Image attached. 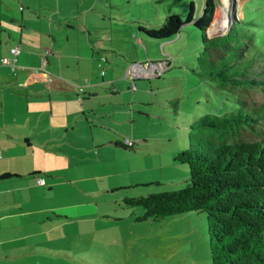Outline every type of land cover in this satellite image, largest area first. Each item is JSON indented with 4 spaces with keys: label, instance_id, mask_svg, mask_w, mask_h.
Segmentation results:
<instances>
[{
    "label": "rangeland",
    "instance_id": "obj_1",
    "mask_svg": "<svg viewBox=\"0 0 264 264\" xmlns=\"http://www.w3.org/2000/svg\"><path fill=\"white\" fill-rule=\"evenodd\" d=\"M5 1L14 0H0V33L13 29L19 34L20 10L13 15ZM21 1L33 9V13L24 10L23 34H68L70 41L74 34L97 37L92 44L99 59L92 62L91 72L81 74L89 81L100 78L96 63L102 62L105 82H113L120 90L111 98L120 103L125 96L123 108L131 110L133 118L123 124L120 121L129 111L113 114L116 137L123 141L128 136L135 145L96 148L89 142V128L82 134L68 129L67 136L60 131L61 140L40 145L37 141L45 142L50 135L42 118L36 119V128L24 126L21 132L8 123L6 134H0V155L9 149L26 151V168L38 169L45 184H37L35 177L0 183V264H211L205 212L190 210L158 220H137L142 207L125 202L127 197L182 187L188 168L174 156L187 146L188 123L205 113L222 114L235 105L216 95L192 71L200 33L191 22H185L170 40L147 41L146 47L136 40L144 34L140 26L156 27L168 13H177L184 21L190 0ZM202 1L193 0L197 11ZM228 16L253 22L247 27L254 32L255 51L264 54V0H215L212 22L220 31ZM48 21L54 32H49ZM210 31V35L219 33ZM54 47L71 48L62 36ZM167 55L172 60L160 76L136 79L134 90L127 89L130 80L124 73L131 62ZM49 57L50 65L54 64ZM38 101L40 109L46 107ZM59 110L63 114L62 104ZM23 133L33 146L26 144Z\"/></svg>",
    "mask_w": 264,
    "mask_h": 264
},
{
    "label": "trees",
    "instance_id": "obj_2",
    "mask_svg": "<svg viewBox=\"0 0 264 264\" xmlns=\"http://www.w3.org/2000/svg\"><path fill=\"white\" fill-rule=\"evenodd\" d=\"M214 10L215 0H203L201 11L190 0L184 21L168 13L156 27H139L144 37L170 40L191 22L200 33L192 71L235 105L188 123L187 146L174 156L188 168L182 187L125 202L142 207L137 220L203 211L211 264H264V54L251 21L232 16L224 33L209 35Z\"/></svg>",
    "mask_w": 264,
    "mask_h": 264
},
{
    "label": "crops",
    "instance_id": "obj_3",
    "mask_svg": "<svg viewBox=\"0 0 264 264\" xmlns=\"http://www.w3.org/2000/svg\"><path fill=\"white\" fill-rule=\"evenodd\" d=\"M15 2L16 0L12 2L5 1L4 3L14 13L13 15L17 13L18 9L20 10L22 28H20L19 34H14L13 29H8V31L2 29L0 33V58L10 57V48L15 45L19 46V52L15 56L16 66L14 70L7 69L6 62L0 61V134H6L5 126L8 123L11 124V122L14 123L16 128H19V132L24 126L27 127V130L30 127L36 128V119L40 117L42 118L41 123L46 126L50 133L45 142L43 140L41 143L37 141L40 145L47 143L49 140H61L60 131H64V135L67 136L68 129L71 132H76L79 129L77 133L82 134L89 128L91 133L89 142L92 141L96 144V148L120 146L125 148L126 145L123 141L116 137L117 120L112 118L113 114H117V112L126 114L129 111L123 108V103H126L124 101L125 96H122L123 99L120 103L113 101L114 97L111 98V96H116L118 92L120 93V90L118 91L116 84H113V82H105V69L102 67V62L98 61L96 63L97 67L103 70V73L100 71V78H97V72L95 75L97 79L94 81H89L87 76L81 74L85 71L91 72L92 62L99 59L97 57L98 50L92 44L93 38L97 39V37L92 34H74L73 40L70 41L68 34H23V27L25 26L24 10L27 9L28 13H33V9H30L31 4L28 5L21 0L18 1L19 5ZM36 19L40 20L39 17ZM46 25L50 33L54 32L51 22L48 21ZM67 26L73 27L69 22ZM59 36L64 37L65 45H69L71 48L57 49L54 47V41ZM143 36L137 35L136 40L145 47L147 41L155 40L145 37L143 41ZM46 48L49 49V52L45 54L44 50ZM161 49L164 50L163 44ZM48 55H52L55 61L54 64L50 65L51 61ZM43 58L46 62L42 66L41 61ZM104 60H107L106 56ZM98 63H100V66H98ZM47 75L50 78H47ZM79 75L82 77H80L81 81L76 82ZM124 76L126 77L125 73ZM83 78H86L83 91L77 92L76 85L81 84ZM136 79L133 80L134 84ZM129 80L130 83L127 89L130 88L131 84V79ZM106 84L108 86L113 85L106 90L103 89ZM122 89L124 93L126 88L123 87ZM38 100H40V103L43 101L46 107L40 109ZM61 104L64 106L63 114L59 110ZM73 116H75L73 121H70ZM131 116L130 110L129 116H124L120 123H127V120L133 121ZM76 125L80 127H76ZM93 131L96 132L95 135ZM23 136L27 145L31 147L35 144L26 133H23ZM26 155V151L12 152L10 149L4 156L0 155V174H11L8 177L0 178V183H7L12 179L21 177H27L28 179L35 177L37 183V178H41L40 171L26 168ZM36 171L38 173L31 174ZM26 172L31 173L26 174ZM25 184L28 185V183ZM14 188L19 189L21 187Z\"/></svg>",
    "mask_w": 264,
    "mask_h": 264
},
{
    "label": "built area",
    "instance_id": "obj_4",
    "mask_svg": "<svg viewBox=\"0 0 264 264\" xmlns=\"http://www.w3.org/2000/svg\"><path fill=\"white\" fill-rule=\"evenodd\" d=\"M11 56L10 57H3L1 58L2 62H6L9 64L11 70H14L16 64H15V56L19 52V46L15 45L10 48ZM49 49L46 48L44 50V53H48ZM172 60V57L167 55L165 59L159 58V59H149L144 61H134L131 62L127 67L125 71L126 77L131 79L130 88L133 90L135 88L134 79L136 78H150V77H158L160 76V73L170 64ZM45 58L42 59L41 63L42 66L45 65ZM98 66H100V63H98ZM101 73H103V70H101ZM47 78H50L49 75H47ZM86 83V78H83L82 83L76 85V91L81 92L83 91V85ZM124 145L126 146H134V141L131 138L125 137L123 140ZM37 183H44V180L42 178H37Z\"/></svg>",
    "mask_w": 264,
    "mask_h": 264
},
{
    "label": "water",
    "instance_id": "obj_5",
    "mask_svg": "<svg viewBox=\"0 0 264 264\" xmlns=\"http://www.w3.org/2000/svg\"><path fill=\"white\" fill-rule=\"evenodd\" d=\"M230 22H231V16H228V18H227V21H226V26H225V29L224 30H217L219 33H224L226 30H227V28H228V26H229V24H230ZM213 23V22H212ZM212 25V24H211ZM209 34V33H208ZM210 35V34H209Z\"/></svg>",
    "mask_w": 264,
    "mask_h": 264
},
{
    "label": "bare ground",
    "instance_id": "obj_6",
    "mask_svg": "<svg viewBox=\"0 0 264 264\" xmlns=\"http://www.w3.org/2000/svg\"><path fill=\"white\" fill-rule=\"evenodd\" d=\"M211 28L213 29H216V30H220V26L218 24H216V22L213 21L212 25H211ZM225 29V28H224ZM224 29H221V30H224ZM211 30V29H210ZM211 32V31H210ZM211 34V33H210Z\"/></svg>",
    "mask_w": 264,
    "mask_h": 264
},
{
    "label": "clouds",
    "instance_id": "obj_7",
    "mask_svg": "<svg viewBox=\"0 0 264 264\" xmlns=\"http://www.w3.org/2000/svg\"><path fill=\"white\" fill-rule=\"evenodd\" d=\"M213 35V34H212Z\"/></svg>",
    "mask_w": 264,
    "mask_h": 264
}]
</instances>
